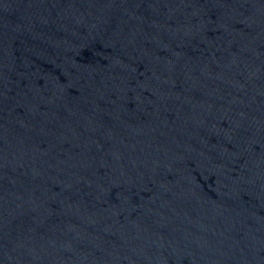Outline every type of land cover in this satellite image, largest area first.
Here are the masks:
<instances>
[{
    "label": "water",
    "instance_id": "water-1",
    "mask_svg": "<svg viewBox=\"0 0 264 264\" xmlns=\"http://www.w3.org/2000/svg\"><path fill=\"white\" fill-rule=\"evenodd\" d=\"M0 264H264V0H0Z\"/></svg>",
    "mask_w": 264,
    "mask_h": 264
}]
</instances>
